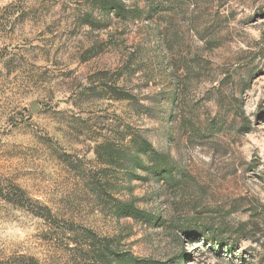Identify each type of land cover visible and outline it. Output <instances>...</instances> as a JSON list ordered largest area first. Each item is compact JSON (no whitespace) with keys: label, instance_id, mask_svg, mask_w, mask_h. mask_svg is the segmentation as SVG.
I'll return each mask as SVG.
<instances>
[{"label":"rangeland","instance_id":"1","mask_svg":"<svg viewBox=\"0 0 264 264\" xmlns=\"http://www.w3.org/2000/svg\"><path fill=\"white\" fill-rule=\"evenodd\" d=\"M159 2L122 0L133 13L97 30L86 0H0V183L137 257L264 264V0H164L149 18ZM49 231L0 199L5 254L59 256Z\"/></svg>","mask_w":264,"mask_h":264},{"label":"trees","instance_id":"2","mask_svg":"<svg viewBox=\"0 0 264 264\" xmlns=\"http://www.w3.org/2000/svg\"><path fill=\"white\" fill-rule=\"evenodd\" d=\"M86 1H88L92 9L90 14H84V21H90L94 11L103 14L101 19H93V21L97 22V24H93L97 27V30L105 27V22L109 19V14L125 17L133 13V10H130V8L122 4V0ZM161 1L164 2V0ZM163 2L148 4L146 10L149 18H153L154 8L162 6ZM159 40L167 47L171 41L169 37L165 36ZM99 49H101V41L95 40V43L86 48L85 52H89L86 56L81 57V61L84 62L90 57L97 55L98 51H100ZM100 146L101 144H98L95 147L97 154ZM137 148H149L151 153H154L153 155L155 158L152 159V169L160 174L161 180L166 179L168 170L165 165L163 166V161L165 160L164 157L158 152L152 150L151 145L147 140H140ZM0 199L12 206H18L25 209L37 218H41L50 229L49 232L52 231L53 234L60 236L58 240H62L64 243V247L58 246V250L61 252L59 256L53 254L48 258L43 259L32 254L7 255L0 250V264H160L156 261L137 257L129 251H118L115 248L113 241L106 237H100L83 226L76 228L73 221L63 220L64 222L60 223L55 216L46 209V207L43 205L37 206V203H33L30 198H27L24 191L16 184L11 182L0 183ZM110 200L114 202L120 216H135L138 213H142L131 204L119 202L111 198ZM24 201H29V205L26 204L28 202L24 203ZM61 254L64 256H61ZM65 257L68 258L65 259ZM181 258L185 259V252L181 254Z\"/></svg>","mask_w":264,"mask_h":264}]
</instances>
